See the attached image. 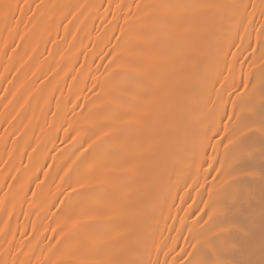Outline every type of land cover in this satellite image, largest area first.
Segmentation results:
<instances>
[{"label":"snow or ice","instance_id":"snow-or-ice-1","mask_svg":"<svg viewBox=\"0 0 264 264\" xmlns=\"http://www.w3.org/2000/svg\"><path fill=\"white\" fill-rule=\"evenodd\" d=\"M78 37L53 164L14 127L24 82L0 96V264H264V0H0L5 72Z\"/></svg>","mask_w":264,"mask_h":264},{"label":"bare ground","instance_id":"bare-ground-1","mask_svg":"<svg viewBox=\"0 0 264 264\" xmlns=\"http://www.w3.org/2000/svg\"><path fill=\"white\" fill-rule=\"evenodd\" d=\"M64 2H72V3H91L93 0H64ZM96 2H99V0H96ZM83 19V17H81ZM87 27H92V22H87ZM96 28H100L99 20L96 21ZM69 31H74V26H69ZM60 35L64 36V30L63 28L60 29ZM80 36H83V33L80 34ZM52 38H56V32L55 29L52 32ZM68 39H71L69 36ZM76 48L68 49V45L63 40H58V42L53 45L51 43L45 44L44 42H40L39 46L36 47V42L32 41L28 44V52L33 55V59L29 60L28 63L25 65L24 69L17 75L14 71H12V67H19V63L14 60L12 62V65L9 66V71L5 72L4 65L7 63L6 59L3 57H0V77H6L7 79L0 78V96H7L8 99H11V95H9L10 92H14L17 87H19L20 83L24 82V87L21 88L20 93L17 95V99L22 103L23 100L21 97L25 99H29V102L27 105H25V108L21 111V116L19 117L18 121L13 122L14 127L19 128L21 126L20 121L23 122V124L28 125L26 128V137H31V139L28 141L32 144L33 147L36 146L37 143L40 144V148L38 151L33 154V161L38 162L40 165H50L53 164V161L51 159L52 155H57L55 152V148H63L65 145L60 144V140L64 139V133L61 132H55L53 129H49L48 125L52 124L53 128H56L59 126L63 112L65 111V102L68 98L71 97L72 93L69 92V89L67 85H71L74 82L71 79V76L75 75L76 73L72 72L69 73L68 76H64V72L61 71L59 74H56L55 72H50L49 69H55L58 67V65L63 66L65 69L70 67L71 65L65 64L64 61L60 60V54L63 53L65 58L72 57V63H75V60L78 58L81 63H84L85 57L84 55H79L77 57V53L80 50V39L76 40ZM84 44H88V40H84ZM35 48V52H32V49ZM46 49L51 50V55L48 54V51ZM10 51V50H9ZM20 55H24V48H21ZM92 53L89 49L88 52V63L92 62ZM17 60L19 57L16 58ZM27 59V57H25ZM42 62V63H41ZM39 67V70L37 68ZM35 71L36 75L32 76V72ZM16 77L13 84H8L7 80H12L13 77ZM40 81H43V83H40ZM4 88H8L9 92L6 93L3 91ZM53 89H57L53 92ZM75 91V88H73V92ZM63 93V95H61ZM29 94H31V97L29 98ZM57 100H59L60 109H61V115L57 117H53L51 115V112H55L57 108ZM7 103L6 100H0V120L3 119L4 114V108L3 105ZM16 101L13 102V107H16ZM35 116V118H33ZM29 120H31V123L29 124ZM4 125L0 124V138L4 137ZM9 131H12V129H9ZM59 137V139H57ZM24 140H20L19 144L17 145L18 148L22 149L24 145ZM9 148H12L13 145L11 143V139L9 140L8 144ZM28 152H31V149H28ZM6 158L4 156V143L3 139H0V159ZM20 154L19 152H16L13 154V164L16 167H20ZM24 163H28V156H23ZM59 159L57 160V163H59ZM5 165L0 163V169L4 168ZM53 167V171H54ZM43 171H48V169L45 167L41 169L39 172H35L33 174V180H35L36 176L38 175L40 179H44L43 177ZM16 173H4L0 171V183L4 182V176L5 175H15ZM11 182V181H9ZM30 187L34 188L35 184H32ZM2 195V193H0ZM193 195H195L193 193ZM31 198V197H29ZM195 207V206H194ZM21 211L29 213L28 220H25L24 215L20 214ZM34 212V209H30L27 204L24 205L23 210H21L19 207L17 208V215L19 217V223L20 225L28 224L30 220L36 219L32 213ZM11 226L13 229L17 227V217L14 216L13 219L10 221ZM161 227H163V222H161ZM29 231H30V225H29ZM17 239L19 240L20 237L17 236Z\"/></svg>","mask_w":264,"mask_h":264}]
</instances>
